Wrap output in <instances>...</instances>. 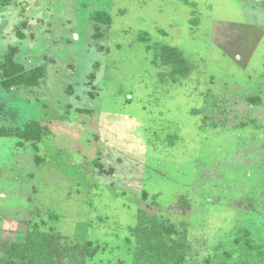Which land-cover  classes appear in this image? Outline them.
<instances>
[{
  "label": "rangeland",
  "instance_id": "obj_1",
  "mask_svg": "<svg viewBox=\"0 0 264 264\" xmlns=\"http://www.w3.org/2000/svg\"><path fill=\"white\" fill-rule=\"evenodd\" d=\"M96 10L113 18L99 40ZM147 44L178 48L192 73L162 80ZM13 47L47 75L0 84V126L47 133L0 136V247L24 238L35 208L100 245L88 264L133 263L140 210L186 225L188 264L223 253L238 227L264 246V0H13L0 66Z\"/></svg>",
  "mask_w": 264,
  "mask_h": 264
},
{
  "label": "trees",
  "instance_id": "obj_2",
  "mask_svg": "<svg viewBox=\"0 0 264 264\" xmlns=\"http://www.w3.org/2000/svg\"><path fill=\"white\" fill-rule=\"evenodd\" d=\"M12 2L13 0H0V6L6 7ZM91 20L95 24V40L104 37L102 26L110 27L113 24L109 12L102 10L92 12ZM17 37L25 39V35L20 32ZM141 40L147 42V35H141ZM147 50L153 54V62L165 71L160 73L162 80L177 81L192 73L190 61L178 48L147 44ZM18 51V47H13L5 55L0 66V84L8 90L17 87L35 88L46 77L47 69L41 65L26 70L14 60ZM90 77L94 78L95 75L90 74ZM249 101L253 104L261 102L259 98H250ZM46 133L47 128L37 121H30L23 128L14 131L0 126L1 137L16 136L33 144L41 141ZM35 161L40 164L45 160L36 156ZM180 202L188 205L184 197ZM30 217L22 240L6 242L0 247V264H88L89 259L100 253L99 244L92 241L80 242L63 235L57 228L60 221V215L57 213L48 211L43 217L39 208H35ZM32 218L39 220L33 221ZM129 231L130 238L126 241L133 246L132 264H188L192 248L185 224L177 225L160 215H149L140 210L136 224L130 226ZM233 237L228 249L223 253L215 250L202 264H264V246L253 238L248 228L238 227Z\"/></svg>",
  "mask_w": 264,
  "mask_h": 264
}]
</instances>
